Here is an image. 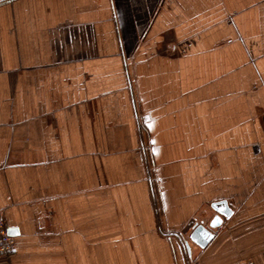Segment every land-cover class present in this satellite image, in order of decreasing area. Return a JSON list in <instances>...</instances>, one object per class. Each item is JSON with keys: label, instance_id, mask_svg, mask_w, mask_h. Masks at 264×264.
I'll return each instance as SVG.
<instances>
[{"label": "crops", "instance_id": "obj_1", "mask_svg": "<svg viewBox=\"0 0 264 264\" xmlns=\"http://www.w3.org/2000/svg\"><path fill=\"white\" fill-rule=\"evenodd\" d=\"M0 216V264H264V0H0Z\"/></svg>", "mask_w": 264, "mask_h": 264}, {"label": "water", "instance_id": "obj_2", "mask_svg": "<svg viewBox=\"0 0 264 264\" xmlns=\"http://www.w3.org/2000/svg\"><path fill=\"white\" fill-rule=\"evenodd\" d=\"M226 200L216 201L211 204L206 215H200L187 237H183V244L188 256L192 259L196 247L205 248L215 237L216 233L225 225L233 215L232 209ZM10 235H14V229H9Z\"/></svg>", "mask_w": 264, "mask_h": 264}, {"label": "built area", "instance_id": "obj_3", "mask_svg": "<svg viewBox=\"0 0 264 264\" xmlns=\"http://www.w3.org/2000/svg\"><path fill=\"white\" fill-rule=\"evenodd\" d=\"M16 250V240L10 235L5 218L0 216V257H10Z\"/></svg>", "mask_w": 264, "mask_h": 264}, {"label": "rangeland", "instance_id": "obj_4", "mask_svg": "<svg viewBox=\"0 0 264 264\" xmlns=\"http://www.w3.org/2000/svg\"><path fill=\"white\" fill-rule=\"evenodd\" d=\"M250 262V261H249Z\"/></svg>", "mask_w": 264, "mask_h": 264}]
</instances>
